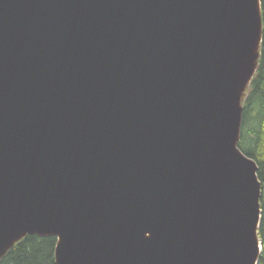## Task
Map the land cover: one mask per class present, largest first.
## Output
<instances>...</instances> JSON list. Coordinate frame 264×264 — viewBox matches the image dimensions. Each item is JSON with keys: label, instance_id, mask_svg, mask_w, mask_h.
<instances>
[{"label": "water", "instance_id": "water-1", "mask_svg": "<svg viewBox=\"0 0 264 264\" xmlns=\"http://www.w3.org/2000/svg\"><path fill=\"white\" fill-rule=\"evenodd\" d=\"M261 0H0V256L258 264L238 145Z\"/></svg>", "mask_w": 264, "mask_h": 264}, {"label": "trees", "instance_id": "trees-1", "mask_svg": "<svg viewBox=\"0 0 264 264\" xmlns=\"http://www.w3.org/2000/svg\"><path fill=\"white\" fill-rule=\"evenodd\" d=\"M262 7V41L255 73L242 93V126L238 142L241 150L255 159L262 185L260 198L262 218L259 237L262 251L258 264H264V0ZM56 235L31 233L13 243L3 255L0 264H58Z\"/></svg>", "mask_w": 264, "mask_h": 264}, {"label": "rangeland", "instance_id": "rangeland-1", "mask_svg": "<svg viewBox=\"0 0 264 264\" xmlns=\"http://www.w3.org/2000/svg\"><path fill=\"white\" fill-rule=\"evenodd\" d=\"M260 48H261V44H259V48H258V52H257V56L255 57L253 63H252V70L255 71L256 67L258 65V61H259V56H260ZM252 78V76H251ZM250 78V80H251ZM250 80L246 83V86L249 84ZM244 92V91H243Z\"/></svg>", "mask_w": 264, "mask_h": 264}]
</instances>
